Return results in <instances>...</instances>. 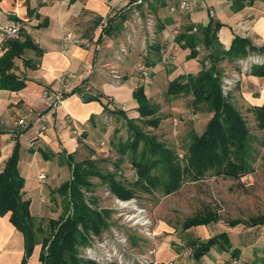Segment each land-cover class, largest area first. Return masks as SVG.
<instances>
[{"label": "crops", "instance_id": "crops-1", "mask_svg": "<svg viewBox=\"0 0 264 264\" xmlns=\"http://www.w3.org/2000/svg\"><path fill=\"white\" fill-rule=\"evenodd\" d=\"M135 1L0 0V23L19 21L23 24L16 40L18 47L11 49L7 46L0 52L1 68L7 53L20 51L10 60L12 67L6 72L15 78L18 89L0 87V172L17 145L18 170L25 183L34 167L37 168V175H44L42 172L54 161L58 168L52 166L53 172L58 176L61 169L58 161L62 157L79 158L91 145H108L116 133L114 124L118 115L123 117L125 114L129 119L138 117L137 104L133 99V92L138 87H143L147 95L149 90L159 87L154 81L157 74H163L166 85L178 76L196 75L201 70V64L197 61V68L189 65L186 69L185 64L196 63L195 58H189V49H183L181 44L170 40V31L176 27L181 32L188 25L199 28L213 20L221 25L217 37L224 49H228L232 40L239 37L264 53V0H257L238 11H233L228 0H205L208 9L214 12L213 19H209L207 12L200 8L198 0H191L193 11L184 16L169 11L179 0H145L157 33L148 57L143 58L140 54L142 30L132 25L131 5ZM111 13L115 16L107 21L108 32L104 34L101 23ZM131 27L133 34H130ZM67 33L74 38L99 39L101 49L93 52L92 49L66 44V50L62 52L61 40ZM102 36L105 38L102 39ZM120 45L127 48L125 54H119ZM165 48L174 56L167 63L161 62ZM141 65L152 71L150 80L140 77L138 67ZM111 70L120 75L119 86H115ZM64 73L73 75L70 85L74 94L63 102L56 113L48 111L50 99L44 98L42 92L56 91L58 78ZM87 97L91 99L85 102ZM233 97L240 110L252 114L253 108L264 103V78L253 76L251 72L243 74L234 88ZM129 98L126 106L124 102ZM44 112L48 118L44 132L40 133L35 125L24 130L15 129L14 124L19 119L25 117L32 120ZM32 141L33 147L30 146ZM218 221L185 231L180 224L177 233L173 232L171 225L159 224V239L155 244L157 264H230L232 259H236L238 264H264V225L252 227L239 221L234 225L232 222L221 225ZM257 231L259 235L256 238H244ZM223 233L227 239L217 238L198 260L184 256V246L197 241L206 243ZM188 235L191 239H186ZM38 248L35 247L28 264H40ZM24 256L21 233L9 222V214L0 215V264H22Z\"/></svg>", "mask_w": 264, "mask_h": 264}, {"label": "trees", "instance_id": "trees-1", "mask_svg": "<svg viewBox=\"0 0 264 264\" xmlns=\"http://www.w3.org/2000/svg\"><path fill=\"white\" fill-rule=\"evenodd\" d=\"M228 1L232 3L233 11H238L257 0ZM220 27L219 23L210 20L206 26L197 28V33L190 34L193 25H188L175 39L183 49H189L190 59L196 58L195 48L201 44L208 51L206 60L210 64L209 68L203 66L195 76H179L173 79L168 83L165 92L167 97L172 98L190 96L192 109L204 108L210 116L202 133L191 137L183 160L181 161L178 154L159 142L155 136L144 133L135 123L136 119H129L123 114L129 137L119 151L121 155L131 153L130 160L136 181L127 185L116 180L115 174L100 172L92 162L84 161L74 165L72 158L69 157L67 161L71 169V180L57 190L63 197L62 214L57 220L49 222L50 236L41 241L37 238L41 231L35 227L34 218L30 213V200L23 192L25 181L18 170L19 152L18 146L15 145L0 172V215L9 214V222L23 237L25 256L22 264H28V259L36 246H39L40 264H81L77 259V248H85L88 245L87 236L99 235L108 228L107 219L110 215L108 211L91 208V204L85 200L83 191L88 192L91 188L89 177H97L107 182L110 192L119 199L130 200L135 198L137 192L171 195L180 189L185 176L193 181L202 180L207 176H223L238 180L252 172V165L256 162L250 143L252 137L239 110L230 102L228 96L222 95L220 82L222 72L219 67L226 60L233 63L246 56L248 52L262 53L263 50H256L246 39L239 37H235L230 47L225 50L217 37ZM107 32L105 29L104 34ZM8 47L14 49L18 44L13 41ZM19 52L5 55L4 64L0 68L1 88L18 89L15 78L6 72L12 67L10 60ZM251 75L264 78V65L252 68ZM133 99L137 104L138 117L146 119L144 125L157 128L160 124L159 118L151 117L157 113L158 108L149 104L143 87H138L133 92ZM251 112L257 129L264 130V103L253 108ZM218 219V215L207 208L202 213L186 218L181 225L185 231L191 227L206 226L217 222ZM236 223L239 222L235 221L232 225ZM248 223L252 227L264 225V215L250 218ZM217 238L227 239L223 233L206 243L193 242L192 244L197 245L193 258L198 260L202 257Z\"/></svg>", "mask_w": 264, "mask_h": 264}, {"label": "rangeland", "instance_id": "rangeland-1", "mask_svg": "<svg viewBox=\"0 0 264 264\" xmlns=\"http://www.w3.org/2000/svg\"><path fill=\"white\" fill-rule=\"evenodd\" d=\"M143 3L147 4L145 0ZM148 9V6L147 8H142L145 13L149 14ZM182 15L184 16L186 13ZM195 52L197 54L194 59L196 63L194 61L187 63L185 64V68H189V65H194L197 68L198 62L201 64V68L203 66L209 68L210 64L206 60L208 51L199 44L196 46ZM234 63L228 62L227 60L221 63L222 66L220 65L219 67L222 72L220 82H222L223 78L230 76L231 71L234 69ZM187 75L195 76V74L181 76L187 77ZM145 80H150V77ZM154 81L159 86L158 89L149 90L147 95L144 91V94L149 104L158 108L157 113L151 118H159V126L157 128H151L144 125L145 118L134 117L133 119H136L135 123L144 133L155 136L159 142H162L166 147L178 154V156L179 154L183 156L191 137L201 134L204 130L205 121L209 117L207 115L208 112L204 108L191 110L190 96H180L178 98L167 97L165 94L167 85L163 74H157ZM234 88L229 90L227 96L246 120L252 137L250 143L256 156V162L252 165V172L240 177L238 180L224 178L223 176H207L202 180L193 181L190 177L185 176L180 189L168 196H164L159 192L152 194L137 192L135 198L130 199L134 204L133 207H136L132 212L135 213L137 209H144L147 215L144 214L152 222V228H154L157 236V226L159 224L166 223L171 225L174 230L173 232L177 233L178 226L186 218L202 213L207 208H210L218 215V223H221V225L233 223L235 220L249 225L248 221L250 218L264 215V131L257 129L253 113L247 114L236 106L233 97ZM179 98L183 100H177ZM129 101L130 98L124 104L128 106ZM117 114H119L118 111ZM198 115L200 116L197 117ZM193 117H195V121H193ZM114 126V132L116 133L110 138V143L108 142L107 146L98 147V145H91V148L87 147L79 158L72 159V164H81L84 161L92 162L100 172L104 174H115L116 180L131 185L136 181L134 168L130 160L131 153L126 152L121 155L119 151L121 145L129 137L126 121L122 117V114L118 115ZM140 150H138V153ZM180 159L181 161L183 160V158ZM58 163L59 167H61L58 171V176L53 172L54 169L58 168V164L54 161L52 164L49 163L50 167L42 172L45 175L43 180H39L37 168L35 167L26 177L24 187L25 195L30 200V212L34 218L35 227L41 231L40 235L37 236L38 241L50 236L49 222L51 220H57L61 216L63 197L59 195L57 190L60 186L71 180V169L67 159L62 157ZM89 182L91 188L88 192L83 191L85 200L91 204V208H96L98 211H108L110 214L107 219L108 228L94 237L101 240L103 233L107 234L110 232V228H114L123 235L125 243L115 242L112 235L108 240H111L112 244L118 250H124L122 252L126 259H131L134 255H147V251L151 249V242H148L144 238L139 228L128 226L131 222H124L123 217L118 216L115 211L116 205L114 204V199L118 197L110 192L108 183L101 181L97 177H89ZM258 235L259 233L257 231L244 238H256ZM157 236L154 240L155 244L159 239ZM87 238L90 243H93V246L88 243L89 246L98 250L99 247H97L93 236L89 235ZM186 239H191V235H188ZM186 246L183 247V254ZM85 248H77V259L81 264L92 263L93 261L85 259L84 257ZM95 264L99 263L95 262Z\"/></svg>", "mask_w": 264, "mask_h": 264}, {"label": "built area", "instance_id": "built-area-1", "mask_svg": "<svg viewBox=\"0 0 264 264\" xmlns=\"http://www.w3.org/2000/svg\"><path fill=\"white\" fill-rule=\"evenodd\" d=\"M50 0H43V2H48ZM199 6L201 9H204L209 19H213L214 12L206 6L205 0H198ZM144 0H136L134 4L131 5V14H132V25L138 27L142 30V39L140 44V54L143 58H147L150 52V48L153 47L156 40V24L153 17L145 13L142 8H147V4L143 3ZM193 4L191 0H179L177 4L170 7L169 11L171 14L182 15L184 13L188 14L193 11ZM115 14L111 13L108 15L106 21L101 23V28L103 30L107 29V21L109 22ZM207 25V24H206ZM205 25V26H206ZM23 24L19 21H10L8 23H0V52L3 51L9 43L16 41L19 38L21 33ZM197 27L192 28V32L196 33ZM134 30L131 27L130 34H133ZM104 35V34H103ZM179 35L178 27L172 29L170 31V40L171 42L176 39ZM105 36H102V39ZM129 38V37H128ZM62 52H65L66 44H73L78 47L84 48L86 50L92 49L93 52L99 51L101 49V42L98 40H93L92 38H74L72 34L67 33L62 37ZM119 54H125L127 52V48L123 45H120L118 48ZM174 59V56L168 53L167 48L162 51L161 62L167 63ZM234 69L231 71L230 76L228 78H223L221 82V92L224 97H226L229 93V90L234 88L237 83L240 81L241 76L243 74H248L251 72L252 68L256 66L264 65V53H253L247 54L246 56L239 58L234 61ZM138 72L141 78L146 79L151 77L152 71L145 66H139ZM111 77L113 78L115 86L120 85L121 77L116 73L115 70H111ZM226 76V75H224ZM73 78L71 73H64L58 78V89L54 92L43 91L42 96L46 99H50L48 104V111L57 112L58 108L63 104V102L73 94V89L70 85V80ZM47 115L46 113H41L35 116L32 120H27L25 117L19 119L15 122L14 127L17 131L21 129H27L32 125L38 127L39 132L42 133L46 130L47 127ZM103 145V144H102ZM30 146L33 147V141L30 142ZM179 158H183L181 154L178 156ZM135 175V173H134ZM39 180H43L45 178L44 175H39ZM114 204L116 205L115 211L118 216L123 217L124 222H131L128 226L139 228L144 238L151 242V249L147 251V255H134L131 259H126L123 252L124 250H118L114 244H112L110 239L111 235L114 237L115 242L125 243V238L120 234L116 229L110 228V232L107 234L103 233L102 239L98 240L95 235L93 238L96 241L97 247L99 249H95L89 246V244L85 248L84 257L85 259L91 260L93 262L99 264H157L155 261V238L156 232L154 228H152V222L146 217V211L144 209H137L134 213L132 212L136 207H133V202L131 200H119L114 199ZM146 215H145V214ZM122 241H120V239ZM154 242V243H153ZM90 243V241H89ZM93 246V243H90ZM112 244V245H111ZM197 248L196 244H192L191 246H186L184 248V256L187 258H193V254ZM230 264H238L236 259H232Z\"/></svg>", "mask_w": 264, "mask_h": 264}, {"label": "water", "instance_id": "water-1", "mask_svg": "<svg viewBox=\"0 0 264 264\" xmlns=\"http://www.w3.org/2000/svg\"><path fill=\"white\" fill-rule=\"evenodd\" d=\"M90 99H91V97H87V98L85 99V102L89 101ZM179 230L181 231L182 228H180Z\"/></svg>", "mask_w": 264, "mask_h": 264}]
</instances>
